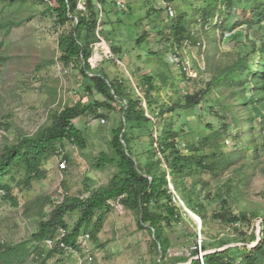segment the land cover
<instances>
[{
    "label": "rangeland",
    "instance_id": "obj_1",
    "mask_svg": "<svg viewBox=\"0 0 264 264\" xmlns=\"http://www.w3.org/2000/svg\"><path fill=\"white\" fill-rule=\"evenodd\" d=\"M94 1L102 27L100 38L104 42L99 39L92 46L93 56L97 49L102 55L99 66L93 70L118 84L125 97L141 100L150 116V123L138 124L132 130L133 150L140 155V161L148 164L146 151L151 145L156 148V131L164 121L178 135L180 147L187 141L213 136L220 150L233 157V165L217 179L205 173L185 179L189 186L201 182L196 186L197 201L203 205L208 218L204 232L203 225L199 232L197 221L183 205L168 175L174 201L183 206L186 215L180 224L166 228L170 248L164 261L168 264H190L193 259L203 262L205 255L215 251L235 246L243 248V240L255 234L257 241L248 245L249 250L253 249L261 240L264 223V117L256 119L251 130H246L245 122L246 117L257 115L259 105L251 104L255 83L248 79L240 87H211L204 98L205 115L200 114L198 107L175 106H182L187 95L205 90L220 70L233 65L249 50L252 41L258 47L263 45L264 22L252 28L245 25L234 28L243 21L245 13L239 8L227 10L219 0L223 17L218 24L223 31L212 30L208 24H195L191 19L190 30L196 41L179 45L174 43L170 30L169 8L174 11L171 17H176L180 12H190L191 5L193 8L203 5L204 0ZM118 2L124 7L117 5ZM260 2L263 10L264 0ZM51 4L46 0H0V155L5 146L16 144L21 137L32 136L50 124L52 114L78 102L90 106L104 101L82 73L80 62L74 61L69 66L62 62L58 38L73 23L60 25L49 10ZM251 14L246 12L247 16ZM246 30L247 35L243 33ZM108 49L114 58L107 57ZM175 56L180 64L172 62ZM99 58H95L97 62ZM146 76L154 78L156 90L152 95L146 94ZM117 101L115 110L99 109L97 115L90 112L74 121L84 134L85 147L66 143L67 168H62L61 157L56 155L43 164L47 177L33 182L30 188L17 185L24 179L22 169L4 179L1 184L12 189L14 200L0 191V243L16 245L31 241L40 223L50 219L54 204L87 198L110 183L118 172L117 166L108 164L104 169H97L93 164L102 153L113 155L112 131L123 118L120 107L126 103ZM172 108L176 110L168 112ZM158 159L163 160L162 155ZM226 211L235 216L244 214L247 220L232 225L213 219L215 213ZM79 217L78 210L65 216L67 232L73 230ZM93 228L92 225L82 228L77 250L57 253L46 264H161L162 255L152 245L151 235L139 230L137 216L120 205L107 214L98 235L87 239ZM223 241L228 245L218 248V243ZM204 242L208 246L205 252L202 251ZM29 246L33 249L35 243ZM41 249L44 254L48 252L44 246ZM196 249L199 254L192 257ZM37 256H30L24 264H42V257ZM184 257L191 259L174 263L175 259Z\"/></svg>",
    "mask_w": 264,
    "mask_h": 264
},
{
    "label": "trees",
    "instance_id": "obj_2",
    "mask_svg": "<svg viewBox=\"0 0 264 264\" xmlns=\"http://www.w3.org/2000/svg\"><path fill=\"white\" fill-rule=\"evenodd\" d=\"M46 1L52 3L51 6L49 5V10L57 17L60 25L65 26L70 22L73 23V27L58 38L62 62L66 66L74 61L80 62L82 73L92 82L93 89L104 97V101L95 102L90 106H84L78 102L75 106L66 107L62 111L52 114L50 124L41 127L34 135L21 137L16 144L5 146L0 155V191H4L5 195L14 200L12 189L1 183L16 170L24 171V179L20 180L17 185L30 188L33 182L41 181L47 177L43 164L49 158L57 155L61 157L60 161L66 160L68 163L67 154L62 156V153L66 152V143L76 144L81 148L85 147L84 134L76 127L74 121L90 112L97 115L99 109L115 110L114 104L118 102L117 99H121L126 103L120 107L123 118L119 121L118 127L112 131L110 145L113 155L102 153L93 164V167L97 169H104L108 164H115L118 172L107 186L99 188L89 197L73 198L61 204H54L50 219L40 223L39 230L32 235L31 241H21L16 245L1 242L0 264H24L34 254L38 255L37 258L42 257V264H46L57 253H63L65 250L54 248L44 254L41 246L47 238L55 236L58 228L67 229L65 216L69 212L78 210L80 211L78 223L63 239L68 248L77 250L78 236L82 228L92 225L94 230L89 235L95 238L102 229L107 214L116 205H120L137 216L139 230H145L151 235L152 245L157 253L162 255L160 263L168 264L164 261L170 248V241L165 235L166 228L180 224L186 215L183 206L174 201L173 193L169 189L168 175L172 178L175 190L181 197L183 205L201 219L204 232L208 218L203 212V205L197 201L199 192L196 186L201 182L192 183L189 186L185 179L187 177L196 178L198 174L202 173L213 179L219 178L233 165L232 154L222 152L215 144L217 140L213 136H206L196 142L187 141L184 147H180L177 141L178 135L164 121L156 131L158 132L157 146L154 148L151 145L150 149L146 151L148 164L144 165L140 161V155H137L133 150L132 130L138 124L151 122L150 118L146 116V109L141 100L125 97L121 88L117 87L118 84L110 81L106 75L95 72L89 63L94 54L92 46L100 36L96 33L99 25L96 2L88 0L86 10L79 11L77 9L78 0ZM260 1L222 0L221 3L227 10L239 8L243 14L245 13L243 21L235 25L234 28L244 25L252 28L264 22V9L260 10ZM191 7L192 5L190 6L191 13L183 11L176 17L168 15L175 44L195 43L196 39L190 30L192 20L195 24L204 23L208 24L212 30L221 29L223 31L218 24L220 17H223V12L219 8V0H204L203 5L196 8ZM249 11L252 14L247 16L246 12ZM243 33L247 35L248 30ZM250 45L249 50L240 56L233 65L220 70L205 90L187 95L182 106L175 107L182 109L198 107L200 114L205 115L204 98L211 91V87H240L249 81L248 79H251L256 85L253 88L254 98H252L251 104L259 105V107H256L257 115L246 117L245 122L246 130L253 129L254 121L264 117V43L258 47L252 41ZM255 61H258L260 69H257ZM89 74L93 75L90 77ZM144 82L148 87L146 94L152 95L156 90L154 78L146 76ZM175 110L176 108H172L168 112ZM150 138L153 139V136ZM206 149L212 150L209 152ZM158 155H162L163 160L158 159ZM179 180L184 183H180ZM223 204L226 205L227 202L223 201ZM213 219L237 225L246 221L247 217L244 214L235 216L226 211V213H215ZM256 241L257 237L254 234L248 240H243V248L228 247L223 251L205 255L203 262L193 259L190 264H264V223L262 224L260 242L249 250L248 245ZM31 242L35 243L33 249L29 246ZM227 245L228 242L223 241L219 242L217 246L224 248ZM207 248L208 246L204 242L202 251H207ZM198 254L196 249L192 252V257H197ZM190 259L187 257L177 258L174 263H186Z\"/></svg>",
    "mask_w": 264,
    "mask_h": 264
},
{
    "label": "built area",
    "instance_id": "obj_3",
    "mask_svg": "<svg viewBox=\"0 0 264 264\" xmlns=\"http://www.w3.org/2000/svg\"><path fill=\"white\" fill-rule=\"evenodd\" d=\"M87 2H88V0H78V2H77V9H78L79 11H85V10H86ZM117 5H119V6H121V7H124V5H123L122 3H120V2H118ZM169 13H170L171 16L174 15V11H173L172 8H169ZM101 32H102V27H101V25H100V21H99V26H98V29H97V33L100 34ZM99 39H102V38H100V36H99ZM102 41L104 42L103 39H102ZM106 55H107V57H109V58H114V57H115L114 54L112 53V51H111L110 49L107 50ZM97 56L100 57V58H99V61H98V62H93L94 59H95ZM101 56H102V55H100V51L97 49L96 52H95V55L93 56L94 59H93V60H90V63H91L90 65H91L92 69L95 68L96 66H99V63H100V61H101ZM93 57H92V58H93ZM92 58H91V59H92ZM172 62L175 63V64H180V60H179L178 56H175V58L172 60ZM184 71L187 72V67H184ZM146 116L150 118V116H149L147 110H146ZM102 121L105 122V120H102ZM66 153H67V152L62 153V156H65ZM61 166H62V168H64V169L67 168V161H66V160L61 161ZM3 194H4V192H3ZM59 230H60V231H58V232L55 234L54 237H52V238H47V239L43 242V246H44L46 249H48V250H53L54 248H59V249H63V250H65V251H66V250L68 251V250L70 249V248H68V247L66 246V244L63 242V239H64V238L67 236V234H68L67 230H66V229H63V228H61V229H59ZM89 237H90V235H86V238H87V239H89Z\"/></svg>",
    "mask_w": 264,
    "mask_h": 264
},
{
    "label": "water",
    "instance_id": "obj_4",
    "mask_svg": "<svg viewBox=\"0 0 264 264\" xmlns=\"http://www.w3.org/2000/svg\"><path fill=\"white\" fill-rule=\"evenodd\" d=\"M190 214H191V216L197 221V224H198V226H199V232H201V229H202V221H201V219L197 216V215H195L194 213H192V212H190ZM260 242V241H259ZM257 244H258V242H257ZM226 249V248H225ZM225 249H223V250H225ZM223 250H220V251H223ZM203 264V263H202Z\"/></svg>",
    "mask_w": 264,
    "mask_h": 264
},
{
    "label": "bare ground",
    "instance_id": "obj_5",
    "mask_svg": "<svg viewBox=\"0 0 264 264\" xmlns=\"http://www.w3.org/2000/svg\"><path fill=\"white\" fill-rule=\"evenodd\" d=\"M94 62H97V60L95 59Z\"/></svg>",
    "mask_w": 264,
    "mask_h": 264
}]
</instances>
